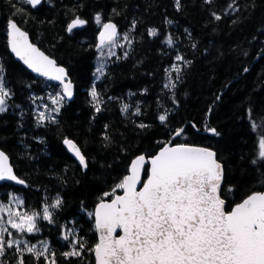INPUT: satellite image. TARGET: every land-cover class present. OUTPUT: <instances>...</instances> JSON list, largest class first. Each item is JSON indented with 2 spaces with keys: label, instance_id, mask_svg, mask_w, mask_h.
Returning a JSON list of instances; mask_svg holds the SVG:
<instances>
[{
  "label": "trees",
  "instance_id": "16d2710c",
  "mask_svg": "<svg viewBox=\"0 0 264 264\" xmlns=\"http://www.w3.org/2000/svg\"><path fill=\"white\" fill-rule=\"evenodd\" d=\"M230 2L239 10L226 12ZM14 5L23 8V14ZM213 12L221 20H215ZM97 14L102 22L115 21L120 32L132 39L130 47L124 42L115 56L107 57L100 77L96 73L101 29L94 19ZM77 16L87 23L67 32ZM11 19L64 66L75 83V99L64 101L55 123L39 124L36 113L48 89L58 87L30 73L11 54ZM150 29L158 35H149ZM169 35L172 47L164 42ZM177 55L190 63L176 61ZM173 64L181 68L180 79L173 72L175 87L165 88L166 69ZM0 65L11 92L8 110L0 114V148L25 182H0V203L41 212L45 202L57 196L62 199V205L52 210L54 223L37 220L39 232L21 236L9 226L13 237L31 245L47 242L56 253V264L95 263L90 249L98 238L90 214L103 194L129 174L136 157L157 154L184 126L183 135L173 144L216 151L225 169L222 197L227 207L264 190V161L252 164L258 140L264 138V129L252 128L253 122L264 119V0H213L211 4L180 0L179 10L175 0H44L35 9L24 0H0ZM93 85L100 94L99 113L92 106ZM124 104L129 105L127 113L121 111ZM137 107L140 115L134 114ZM162 114L168 117L164 123L158 119ZM206 128H215L220 135H209ZM65 139L79 145L88 163L86 170L68 152ZM12 197L22 199L23 205L15 204ZM68 231L86 244L79 258L61 255L70 251L63 239ZM0 261L17 264L16 249H8ZM24 261L36 264L29 254H24ZM39 264H45L43 258Z\"/></svg>",
  "mask_w": 264,
  "mask_h": 264
},
{
  "label": "snow or ice",
  "instance_id": "6c2138e0",
  "mask_svg": "<svg viewBox=\"0 0 264 264\" xmlns=\"http://www.w3.org/2000/svg\"><path fill=\"white\" fill-rule=\"evenodd\" d=\"M42 2L24 0L32 8ZM205 3L211 4L213 0H205ZM175 4L179 10L180 0H175ZM238 10L234 2H230L226 12ZM16 12L23 14L24 9L16 7ZM212 15L217 21L222 18L215 12ZM94 19L102 28L97 48L102 58L105 57V49L107 57L115 56L113 49L124 47L120 44L121 39L131 46L132 39L128 33H118L117 26L110 21L102 22L99 14ZM86 23V20L77 16L67 25L66 30L72 33L73 29L83 27ZM132 28H135V21ZM8 29L12 53L39 76L58 81L62 85V93L50 97L55 107L49 109L48 105H43L44 110L38 108L36 113L39 124L55 123L65 98H72V83L67 79L65 69L57 66L55 60L30 43L27 33L16 22L9 21ZM149 35L157 36V30L150 29ZM164 42L172 47L173 37L169 35ZM127 56L125 52L123 58L127 59ZM175 59L190 63L181 55ZM166 71L169 83L164 87L174 88L172 73H176L178 81L181 68L179 64H173ZM96 73L104 75L103 64L97 67ZM90 95L92 106L99 113L101 99L95 85ZM9 99L11 92L6 86L3 67L0 65V114L8 110ZM35 99L43 98L33 97ZM128 109L129 105L124 104L121 111L127 113ZM134 114L140 115L139 107ZM249 116L251 118V113ZM167 118L166 114L158 117L161 123ZM138 126L148 127L146 124ZM257 127L264 129V119L252 123L253 130ZM206 130L214 136L220 135L215 128ZM183 133L184 129L180 128L174 135L181 136ZM261 136L264 137V132ZM104 138L108 139L107 136ZM64 144L80 165L87 169L86 157L76 143L65 139ZM261 161H264V138L258 140L257 159L252 164ZM145 164L149 165L147 171ZM142 176L146 177L143 184ZM223 179L224 167L217 159V153L209 148L185 144L173 146L169 143L147 160L144 155L138 156L131 164L130 174L124 176L111 192L104 193V199L99 201L95 211L90 214L95 218V228L99 233V242L90 249L94 253L95 264H264V192L251 193L241 202L226 208V199L222 197L221 191ZM5 180L24 183L13 173L8 164V156L0 151V181ZM117 190L123 194L117 195ZM227 190L232 191L231 188ZM109 196L112 197L110 201L107 200ZM12 201L20 206L24 203L17 197H12ZM62 203V199L57 196L51 203L45 202L41 212L13 210L11 204H0V257H4L8 249L15 248L17 264H25L24 254L31 255L36 264H39L41 258L45 264H56V253L50 250L47 242L40 241L39 245H31L27 240L13 237L9 226L21 236L39 232L37 220L54 223L52 210L58 209ZM6 236L13 238L6 239ZM63 239L69 242L70 247V251L61 253L64 258L82 256L85 242L73 237L71 231Z\"/></svg>",
  "mask_w": 264,
  "mask_h": 264
},
{
  "label": "water",
  "instance_id": "95a60500",
  "mask_svg": "<svg viewBox=\"0 0 264 264\" xmlns=\"http://www.w3.org/2000/svg\"><path fill=\"white\" fill-rule=\"evenodd\" d=\"M44 3V0H43V2H42V4ZM41 4V5H42ZM41 5H38L36 8H38L39 6H41ZM35 9V8H34ZM10 21H14V22H16L17 23V21H15L14 19H11ZM107 22H109V21H107ZM110 22H112V23H114L116 26H117V30H118V33H120V27H119V25L115 22V21H110ZM17 25L21 28V30L22 31H24L25 33H27V35H28V38H29V42L30 43H32V44H34L36 47H38L39 49H40V51H42L45 55H47L50 59H53V60H55L54 58H52L50 55H48L45 51H43L37 44H35L34 42H33V40L31 39V36H30V34H29V32H27L23 27H21L18 23H17ZM8 31H9V29H8ZM102 31V28L100 29V32ZM99 32V33H100ZM9 39H10V37H9V34H8V44H9ZM98 46H99V34H98V36H97V46H96V49L98 48ZM9 49H10V52H11V54L15 57V59L18 61V62H20L22 65H24L29 71H30V73H32L33 75H35V76H37V77H40V78H43V79H47V78H45V77H42V76H39L38 74H36L35 72H33L31 69H29L21 60H19L16 56H15V54L14 53H12V51H11V48H10V45H9ZM55 62H56V64H57V66H59V67H63L64 69H65V71H66V73H67V79L68 80H70L71 81V83H72V87H73V95H72V98L71 99H67V98H65V101H67V102H71V101H73L74 99H75V95H76V86H75V83L72 81V79L70 78V76H69V74H68V71H67V69L64 67V66H62V65H60V64H58L57 63V61L55 60ZM48 80V79H47ZM49 82H51V83H53V84H55V85H59L60 87H61V89H62V85H60L59 84V82L58 81H54V80H48ZM185 126L183 127V129L185 130ZM206 133L207 134H209V135H212L209 131H206ZM183 135V134H182ZM181 135V136H182ZM212 136H214V135H212ZM178 137H180V136H173L172 137V139L170 140V141H168L163 147H165L166 145H168L169 143L171 144V145H173V146H175L176 144H173V142H174V140L176 139V138H178ZM69 140H71V139H69ZM74 143H76L74 140H72ZM76 145L79 147V145L76 143ZM185 145H188V146H193V147H205V146H197V145H189V144H185ZM65 147L67 148V150H68V152L71 154V155H73L74 157H75V155L69 150V148L67 147V145H65ZM162 147V148H163ZM80 148V147H79ZM161 148V149H162ZM205 148H209V147H205ZM81 149V148H80ZM160 149V150H161ZM209 149H211V150H213L212 148H209ZM159 150V151H160ZM0 151H3L1 148H0ZM159 151L157 152V154L159 153ZM213 151H215V150H213ZM7 156H8V164L12 167V169H13V173L17 176V178L18 179H20L19 178V176L17 175V173H16V171H15V168H14V166L12 165V163H11V158L9 157V155L5 152V151H3ZM81 152H82V150H81ZM216 152V151H215ZM82 154H83V152H82ZM157 154H155V155H157ZM84 155V154H83ZM155 155H153V156H150V157H147V156H145V158H146V160L147 159H149V158H151V157H154ZM137 158V157H136ZM135 158V159H136ZM75 159L78 161V159L75 157ZM134 159V160H135ZM217 159H218V155H217ZM133 160V161H134ZM219 160V159H218ZM222 163V162H221ZM132 164V163H131ZM222 165H223V163H222ZM148 166V168H149V165L148 164H145V170H146V167ZM223 167H224V165H223ZM130 168H131V166H130ZM86 170V169H85ZM129 174H130V170H129ZM128 174V175H129ZM145 179H146V177H144V176H142V179H141V184H143L144 183V181H145ZM21 180V179H20ZM8 180H5V181H0V182H7ZM10 182H12V183H15V184H18V183H16L15 181H10ZM224 182H225V169H224V179H223V183H222V186H221V191H222V188H223V185H224ZM23 184H25V182L23 183ZM18 185H21V184H18ZM138 190H139V186H138ZM256 192H264V190L263 191H256ZM254 193V192H253ZM117 195H122L123 193H122V191L121 190H118V192L116 193ZM112 199V197H107V200H111ZM98 205V204H97ZM97 207V206H96ZM96 207H95V209H96ZM226 208H227V201H226ZM95 209H94V211H95ZM93 218H94V216H93ZM94 221H95V218H94ZM95 230H96V228H95ZM96 233H97V238H98V242H99V233H98V231L96 230ZM120 234V232H119V230L117 231V235H119ZM95 257V256H94ZM95 264V263H94Z\"/></svg>",
  "mask_w": 264,
  "mask_h": 264
},
{
  "label": "rangeland",
  "instance_id": "374dc122",
  "mask_svg": "<svg viewBox=\"0 0 264 264\" xmlns=\"http://www.w3.org/2000/svg\"><path fill=\"white\" fill-rule=\"evenodd\" d=\"M122 34V33H121ZM124 43V41L121 39L120 40V44H123ZM118 48L119 47H115L114 49H113V51L114 52H117V50H118ZM107 49H105V57L104 58H102L101 56H100V53L98 54V58H97V67L98 66H100L101 64H103L104 65V69H105V63L107 62ZM99 77L101 76V75H99V74H97ZM53 84V83H52ZM57 87L58 88H53V86L51 87V88H49L48 89V93L44 96V100H42L43 102H44V104L43 105H48V107H49V109H51L52 107H55L54 105H52V102H51V99H50V97H52V96H56V95H59V94H61L62 93V89H61V87L59 86V85H57ZM65 101V100H64ZM64 101H63V103H64ZM63 105V104H62ZM61 109V108H60ZM39 110H44L43 109V107L42 106H40V108H39ZM46 115H47V113H46ZM53 115H56L55 113H53ZM0 204H11V203H8V202H4V203H0ZM11 206L13 207V210H19V211H21L20 210V208H16V205H13V204H11ZM5 216H6V214H5ZM6 218H7V216H6ZM8 239H10V238H8Z\"/></svg>",
  "mask_w": 264,
  "mask_h": 264
}]
</instances>
